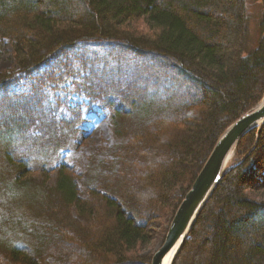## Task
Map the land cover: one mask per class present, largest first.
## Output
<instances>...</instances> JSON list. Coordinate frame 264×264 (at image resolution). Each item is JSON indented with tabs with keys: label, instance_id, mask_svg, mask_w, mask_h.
<instances>
[{
	"label": "trees",
	"instance_id": "1",
	"mask_svg": "<svg viewBox=\"0 0 264 264\" xmlns=\"http://www.w3.org/2000/svg\"><path fill=\"white\" fill-rule=\"evenodd\" d=\"M249 25L245 0H0V39L18 68L0 74V264H150L132 251L151 220L169 203L170 223L219 137L263 97L264 0L246 53ZM73 78L108 110L114 144L81 149L82 172L54 171L76 122L49 124L31 146L29 132L43 130L46 91ZM21 81L30 92L11 95ZM260 129L239 142L241 160L173 264H264V158L242 161L263 145Z\"/></svg>",
	"mask_w": 264,
	"mask_h": 264
},
{
	"label": "rangeland",
	"instance_id": "2",
	"mask_svg": "<svg viewBox=\"0 0 264 264\" xmlns=\"http://www.w3.org/2000/svg\"><path fill=\"white\" fill-rule=\"evenodd\" d=\"M245 2L247 3V6H248L249 23H250V25H249L250 26V35L246 41V43H247L246 44V53H248V52L251 53L254 50V48L257 46V43L259 41L257 24H258L259 16H260V0H245ZM132 30L136 31L137 33L143 34V33H145V31H144L145 26H144V24L140 23L139 25L132 27ZM136 32H134V33H136ZM11 49H12L11 44L7 40L0 39V74L1 73L10 74V73H17L18 72V68L15 65L16 61L13 57V53H11ZM90 50H94V48H91ZM89 53L90 52L88 51V55H90ZM31 76L35 77V76H38V74H32ZM76 80H77V78L67 79L66 82L62 86H58L55 88H53L54 86H51L53 89L52 90L49 89L46 91V94L49 98L50 103H48V104L44 103V104H46V106H44V108H43V114H45L46 117L42 121V125H41V127H43V130L41 131L39 123L36 122V124L31 128V131L29 132V135L31 137H30L27 145L31 146V141L34 140L35 138L40 139L42 136L41 133L47 131V129L45 127H48L49 124L54 125L55 123L60 122V121L66 122V121H70V120L72 122H76V125L74 127L75 131H76L75 136H73L71 138V141L66 146V148L61 149L58 152V154L55 155L52 159L51 166H52V170H54V171L58 170L61 166H71L74 170H76L78 172H82L83 169L87 166V162H86L85 158H83V156L80 153L81 149H85L86 147L91 146V145H93L94 147L106 146L108 148L114 144V139H113V136H112V133L110 130L108 110L105 108V106L103 105L101 100H99V99L91 100L90 98L86 97L84 94L76 92L74 89V86L72 84ZM29 84H30V82L21 81L15 85H13L11 87L9 93L11 95L29 93L30 92ZM263 96H264V94H263ZM262 100H263V97L253 107V109H251L249 112L245 113L243 116L250 114L252 111L259 108ZM56 104H58V105H56ZM77 114H79V117H77ZM243 116H241L240 118H242ZM76 118H78V120H75ZM263 123H261L259 125V127L255 128V129L259 130L258 134L261 131L260 127L263 125ZM233 124H231L223 132V134ZM255 129H253V130H255ZM221 136L219 137V139L221 138ZM218 140H217V142H218ZM239 142L235 146L232 157L230 158L229 162L227 163L225 170L227 168H229L230 166H232L236 161L241 160V158L236 156V147L238 146ZM256 142L251 147L248 154L246 155L245 158H243L242 161H245V159L247 157H249L251 162L257 163L256 160L259 162L264 158V154H262V152L264 153V141H263L262 146L260 144L258 146H256L257 145ZM12 150L14 153L16 152V154L20 153V155H23V156L27 155V153L24 154V151L22 149L21 150L12 149ZM251 154H252V156H249ZM149 160L151 161V159H149ZM259 165H260V163H259ZM225 170H224V172H225ZM195 180H194V182H195ZM257 197H258V199L264 200V190L263 189L261 190V195H259ZM137 201H138V199H137ZM139 202H140V200H139ZM167 207L168 208L164 207L162 210L159 211L160 216L156 217L157 219L151 220L153 225H150L148 228L150 235H149L148 239H146V242L144 244L138 245L132 251L133 252L132 254L134 257L140 258L143 260H150V264H151L153 256L161 248V246L165 240L168 229H169L171 222H172V220L176 214V211H177V210L175 211L172 219L170 220V223L168 224L167 220L171 217L172 210H170V208H169L170 207L169 203H168ZM64 218H65V216H64ZM65 219L68 220V218H65ZM66 225H69V224L66 223ZM78 225H81V224H78ZM74 227H76L75 231L81 236V238L85 239L86 237H88V235H86V229L81 228V227L79 228L78 226H75V225H74ZM166 229H167V232H166V235L164 234L165 237L163 240V236H164L163 233H164V230H166ZM73 239H76L75 241H77L76 244L78 245V239L76 238V236H74ZM180 250H181V248H180ZM180 250H179V252H180ZM66 256L67 257L63 258V259L65 261H69V260L71 261V255L69 254V252H68V254H66Z\"/></svg>",
	"mask_w": 264,
	"mask_h": 264
},
{
	"label": "water",
	"instance_id": "3",
	"mask_svg": "<svg viewBox=\"0 0 264 264\" xmlns=\"http://www.w3.org/2000/svg\"><path fill=\"white\" fill-rule=\"evenodd\" d=\"M264 122V96L256 110L236 121L218 140L190 191L179 205L151 264H173L184 240L217 187L237 143Z\"/></svg>",
	"mask_w": 264,
	"mask_h": 264
},
{
	"label": "bare ground",
	"instance_id": "4",
	"mask_svg": "<svg viewBox=\"0 0 264 264\" xmlns=\"http://www.w3.org/2000/svg\"><path fill=\"white\" fill-rule=\"evenodd\" d=\"M231 157H232V154L229 156V158H228V162H229V160H230ZM228 162H227V163H228ZM209 199H210V198H209ZM207 203H208V202H207ZM196 220H197V219H196Z\"/></svg>",
	"mask_w": 264,
	"mask_h": 264
}]
</instances>
